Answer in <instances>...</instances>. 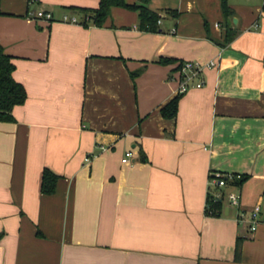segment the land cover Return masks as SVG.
<instances>
[{"label": "crops", "instance_id": "crops-1", "mask_svg": "<svg viewBox=\"0 0 264 264\" xmlns=\"http://www.w3.org/2000/svg\"><path fill=\"white\" fill-rule=\"evenodd\" d=\"M123 1L156 13L155 30L118 6L96 26L99 0H0L25 90L0 120V264H264V0H225L228 17L221 0ZM210 60L178 94V64Z\"/></svg>", "mask_w": 264, "mask_h": 264}, {"label": "trees", "instance_id": "trees-1", "mask_svg": "<svg viewBox=\"0 0 264 264\" xmlns=\"http://www.w3.org/2000/svg\"><path fill=\"white\" fill-rule=\"evenodd\" d=\"M222 12L225 17L231 14V11L226 7L225 0H221ZM118 6L127 9L137 11L139 18V26L144 30H155V22L157 20V14L145 7L144 4H126L123 0H99V5L96 9L87 12L86 18L91 20L96 26H100L107 15L111 7ZM231 37L224 36V41H229ZM160 62L167 61L165 59H159ZM178 64L177 68L179 67ZM14 65L11 62L10 56L5 54L0 48V120L11 119V109L15 105H19L25 98V90L23 86L15 81L12 77V71ZM177 99L174 97L165 106L160 109V113L165 118H172L176 114ZM57 176L51 171L44 168L41 174L40 191L44 194H51L54 191V185ZM243 179L242 176L238 179H234L236 183H239ZM205 213L207 215H217L222 212L221 201L218 197L213 195H207L206 198ZM208 207V208H207ZM210 211V214L208 212Z\"/></svg>", "mask_w": 264, "mask_h": 264}, {"label": "built area", "instance_id": "built-area-1", "mask_svg": "<svg viewBox=\"0 0 264 264\" xmlns=\"http://www.w3.org/2000/svg\"><path fill=\"white\" fill-rule=\"evenodd\" d=\"M29 1H38V0H29ZM35 19H44L47 21H50L52 18L51 13L49 12H43V11H37L34 15ZM64 21H69L71 23H76V18L74 16L67 18L63 17ZM214 61L210 60L206 63H200L198 61H182L178 67V73H179V79H178V87H177V93L183 94L191 87L199 88L202 86V80L199 78V75L201 74L202 70L207 67L214 66ZM132 156L131 151H126L121 158V163L126 164L129 163V160ZM85 161H88V158H85ZM238 179L240 178L239 175H233V174H214L212 176V180L217 186H224L228 180L230 179ZM214 197H219V195H215ZM229 203L231 205L236 206L238 203V196L237 195H230L229 197ZM206 207V204H205ZM208 208V207H207ZM259 211L260 207L259 205L254 206L252 211L249 213L247 222H248V229L250 232L254 231L257 224L259 223ZM210 214V211L208 212ZM242 216V214H241Z\"/></svg>", "mask_w": 264, "mask_h": 264}]
</instances>
